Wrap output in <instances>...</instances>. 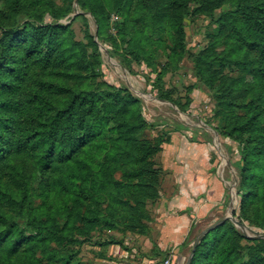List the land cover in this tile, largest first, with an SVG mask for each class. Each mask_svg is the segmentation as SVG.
Wrapping results in <instances>:
<instances>
[{"label":"rangeland","instance_id":"1","mask_svg":"<svg viewBox=\"0 0 264 264\" xmlns=\"http://www.w3.org/2000/svg\"><path fill=\"white\" fill-rule=\"evenodd\" d=\"M113 6L112 0H0V51L6 35L27 25L66 28L55 39L47 65L33 62L20 65L24 77L14 98L20 108L27 110L34 92L47 83L100 94L107 90L111 94V88L115 87L113 92L118 93L119 99L137 100L141 109L140 118L134 122L137 125L134 133L137 141L151 150L144 169L149 171L148 180L153 178L155 197L143 199L144 217L131 223L119 207H107L104 192L97 208L102 219L92 224L79 218L71 220L68 228L74 225L70 236L75 241L50 244L33 253L27 252L29 248L24 245L8 260L3 242L0 264H64L70 255L68 264H97V260H105L111 245L155 233V215L161 198L179 192L180 168L187 162L202 160L210 172V185L215 183L223 195L208 216L192 223L183 243L184 264L198 234L227 215L239 219L248 230L264 235L263 111L255 131H246L254 109L259 106L255 74L264 58L259 47L239 42L233 32L230 22L232 15L237 17L235 1L187 0L176 30L170 27L174 11L166 0H145L141 5L134 0L122 12ZM91 10L100 16V29ZM68 43L77 44L73 49L78 52L70 54ZM11 53L13 49L6 55ZM116 110L112 106L107 111L109 128L116 125L113 115ZM101 115L100 110L98 116ZM27 117L32 118L33 113L17 114L22 121ZM77 119V116L71 119V126L65 122L66 134L75 128ZM175 126H183L188 132H174ZM221 134L238 138L248 150L245 176L253 197L247 204L245 219L241 218L237 196L240 175L234 166L238 159L236 146ZM121 175L116 171L115 178L118 180ZM42 176L28 155L0 162V187L14 198L12 202H0V211L15 225L14 232L18 230L25 237L36 235L48 219L44 216L48 209L54 211L67 205L61 196L49 190ZM205 195L203 189L196 197L203 202ZM191 210L187 207L181 212ZM53 219L50 222L61 227L65 218L56 214ZM226 224L243 238L237 242L240 248L236 249L237 257L246 252L245 248L255 246L251 241L259 242L264 256V239L244 237L231 221L220 226ZM223 234L221 230L215 239V234L210 235L208 242L220 240ZM231 237L234 239V234Z\"/></svg>","mask_w":264,"mask_h":264},{"label":"trees","instance_id":"2","mask_svg":"<svg viewBox=\"0 0 264 264\" xmlns=\"http://www.w3.org/2000/svg\"><path fill=\"white\" fill-rule=\"evenodd\" d=\"M112 1L117 12H122L134 2ZM135 1L141 5L145 0ZM186 1L166 0L174 11L169 19L172 30H176L181 22ZM234 1L237 17H231L233 32L239 42L259 47L264 58V0ZM90 14L100 29L98 12L91 10ZM65 31L66 28L56 26L27 25L19 32L6 35L0 51V162L22 155L32 157L42 177H45L44 184L67 203L62 208H55V212L47 210L44 216L48 219L34 237H25L18 230L14 232L15 225L0 211V245L5 242L6 260L18 254L24 245L29 248L27 252L33 253L35 249H46L50 244L58 246L66 241H75L70 236L74 225L68 228L71 220L79 218L83 223L92 224L102 219L97 208L100 206L99 197L104 192L107 207H119L131 223L144 217L143 199L155 197L153 178L148 180L146 175L149 171L144 169L149 163L147 160L151 150L138 142L134 133L137 126L134 122L140 118L141 109L137 100L119 99L118 93L113 92L115 87L111 88V94L107 93L108 90L100 94L85 88L74 90L47 83L41 84L39 90L34 92L27 110L20 108L14 98L18 84L24 77V68L20 65L26 62L47 65L54 52L55 39ZM77 46L68 43L66 47L71 54L72 51L78 52L73 49ZM93 47L96 49L95 44ZM10 49L14 53L6 55ZM255 79L259 106L254 109V115L246 125L248 132L255 131L257 120L264 112V62L257 68ZM112 106L117 107L113 112L116 125L109 128L106 114ZM100 110L103 115L98 116ZM22 111L33 113V117L23 121L18 119L17 114ZM74 116L78 118L75 128L66 134L64 124L67 122L71 126ZM174 132L184 134L188 130L175 126ZM112 135L116 138L112 139ZM221 136L236 146L238 159L234 166L240 175L237 196L241 218L245 219L247 204L253 197L247 188L245 176L248 150L238 138L229 134ZM193 141L205 143L203 140ZM98 154L101 156L98 157ZM96 158L97 161L94 160ZM116 171L122 174L118 180L115 178ZM4 201L12 202L14 198L0 187V202ZM56 214L65 218L61 227L50 222ZM221 230H224V234L220 240L208 242L210 235L215 234V239ZM233 234L234 239L231 237ZM241 239L230 224L219 226L199 240L190 264H264L258 241H251L255 246L245 248L246 252L237 257L236 249H240L237 242ZM69 260L71 255L67 256L64 264H68Z\"/></svg>","mask_w":264,"mask_h":264},{"label":"crops","instance_id":"3","mask_svg":"<svg viewBox=\"0 0 264 264\" xmlns=\"http://www.w3.org/2000/svg\"><path fill=\"white\" fill-rule=\"evenodd\" d=\"M180 169L177 177L179 192L174 196L164 195L158 204L155 233L146 238H128L130 241L111 245L106 250V259L97 260V264H162L166 259L171 261L170 264H184L186 247L183 243L192 223L208 216L223 193L215 183L210 185V172L204 160L187 162ZM203 189L207 195L200 202L201 199L196 196ZM187 207L192 212H181Z\"/></svg>","mask_w":264,"mask_h":264},{"label":"water","instance_id":"4","mask_svg":"<svg viewBox=\"0 0 264 264\" xmlns=\"http://www.w3.org/2000/svg\"><path fill=\"white\" fill-rule=\"evenodd\" d=\"M225 221H231L238 230H240V232L243 234L244 237L246 238H251V239H264V235H259L254 231L248 230L247 228H245L241 222L239 221V219H237L236 217H233L231 215H227L223 220L218 221L214 224H211L210 226H208L205 230H203L201 233L198 234V236L196 237L193 246H192V250L191 253L187 259L186 264H190L191 258L193 256V253L196 249V246L199 242V240L206 235L207 233H209L210 231L214 230L215 228H217L218 226L222 225Z\"/></svg>","mask_w":264,"mask_h":264},{"label":"built area","instance_id":"5","mask_svg":"<svg viewBox=\"0 0 264 264\" xmlns=\"http://www.w3.org/2000/svg\"><path fill=\"white\" fill-rule=\"evenodd\" d=\"M163 264H170V262L168 260H166Z\"/></svg>","mask_w":264,"mask_h":264},{"label":"bare ground","instance_id":"6","mask_svg":"<svg viewBox=\"0 0 264 264\" xmlns=\"http://www.w3.org/2000/svg\"><path fill=\"white\" fill-rule=\"evenodd\" d=\"M80 11V10H79ZM113 62V61H112ZM123 73H125V72H123Z\"/></svg>","mask_w":264,"mask_h":264}]
</instances>
